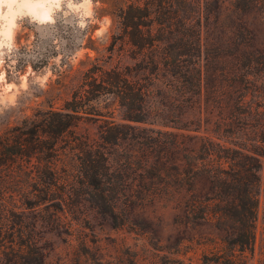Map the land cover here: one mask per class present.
<instances>
[{
  "label": "trees",
  "instance_id": "obj_1",
  "mask_svg": "<svg viewBox=\"0 0 264 264\" xmlns=\"http://www.w3.org/2000/svg\"><path fill=\"white\" fill-rule=\"evenodd\" d=\"M124 12L125 24L132 26L125 32L130 46L157 53L142 68L153 73L155 81L159 73L163 90L174 91L177 106L202 108V132L201 124L175 130L142 128L141 162L133 150L123 166L111 164L107 152L87 136L68 147L76 154L67 160V148L58 146L57 139L76 125L73 106L66 112H46L26 129L17 126L3 133L0 249L13 254L15 264H45L38 248H31V262H18L15 254L21 250L13 245L12 219L19 187L22 209L44 204L74 220L85 201L95 210L106 209L113 227L133 224L134 210L154 195L170 201L177 193V205L186 217L211 222L221 233L226 253L210 251L208 261L236 264L235 252L252 248L253 186L257 157L264 154V0H142L128 3ZM249 15L253 21L246 19ZM120 75L115 72L104 81L123 107V119L144 123L152 84ZM137 129L105 122L99 138L111 145L120 139L137 143ZM120 204L132 210L122 220L117 215Z\"/></svg>",
  "mask_w": 264,
  "mask_h": 264
},
{
  "label": "rangeland",
  "instance_id": "obj_2",
  "mask_svg": "<svg viewBox=\"0 0 264 264\" xmlns=\"http://www.w3.org/2000/svg\"><path fill=\"white\" fill-rule=\"evenodd\" d=\"M134 1L142 0H0V135L17 126L26 129L46 112H66L73 106L76 125L57 139L58 146L67 148V160L76 154L68 147L87 136L107 152L111 164L123 166L133 150L141 162L142 128L175 130L201 124L202 132V108L192 103L177 106L174 91L163 90L159 73L155 81L153 73L142 68L156 51H140L125 37L132 26L125 24L123 15L126 5ZM34 6L47 15L39 17ZM229 17L232 22L234 18ZM115 72L152 84L145 98L144 123L123 119V107L104 81ZM105 122L137 126V143L120 139L116 145L105 144L99 138ZM119 130L127 132L124 127ZM257 158L253 244L250 251L235 252L236 264H264V154ZM18 190V208L12 218L13 245L21 248L15 251L18 262H31V248H38L45 264H215L208 261L210 251L226 253L220 231L211 222L186 217L182 205H177V193L170 201L154 195L151 202L134 210L133 224L113 227L103 212L106 209L95 210L85 201L74 220L44 204L22 209L21 187ZM119 207L121 220L132 214L125 204ZM0 250V264H15L13 254Z\"/></svg>",
  "mask_w": 264,
  "mask_h": 264
},
{
  "label": "bare ground",
  "instance_id": "obj_3",
  "mask_svg": "<svg viewBox=\"0 0 264 264\" xmlns=\"http://www.w3.org/2000/svg\"><path fill=\"white\" fill-rule=\"evenodd\" d=\"M33 11L41 18L47 15L46 11L39 6H34Z\"/></svg>",
  "mask_w": 264,
  "mask_h": 264
}]
</instances>
